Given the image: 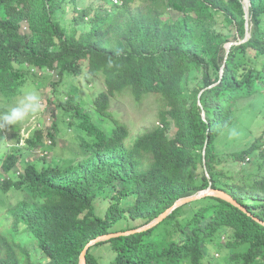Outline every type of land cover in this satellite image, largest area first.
I'll use <instances>...</instances> for the list:
<instances>
[{
    "label": "trees",
    "instance_id": "obj_1",
    "mask_svg": "<svg viewBox=\"0 0 264 264\" xmlns=\"http://www.w3.org/2000/svg\"><path fill=\"white\" fill-rule=\"evenodd\" d=\"M69 1L76 0H0V92L11 96L27 82L36 88L57 75L56 92L86 69L105 86L92 107L113 128L101 129L80 100L59 98L61 120L71 129L77 128L70 109L88 119L80 123L88 156L64 168L18 167L44 132L36 131L24 147L22 135L12 134L14 150L0 156L9 179L0 186L25 193L11 210L15 225L26 227L47 264H80L92 240L141 228L211 187L237 205L216 196L194 201L185 218L183 206L155 228L99 243L87 252V264H205L206 244L222 228L233 232L221 246L231 261L264 264V162L259 172L248 167L259 147L254 142L229 155V162L246 166L240 170L220 169L215 150L216 138L238 116L239 100L264 93V0H249L246 41L243 0H136L134 6L132 0H97V7L73 6L72 30L55 19ZM191 80L197 84L188 95ZM118 94L137 103L153 97L161 107V123L132 144L127 127L109 111ZM104 193L102 215L97 203ZM166 224L169 229L158 233ZM100 248V255L93 252ZM0 264L35 262L28 248L0 235Z\"/></svg>",
    "mask_w": 264,
    "mask_h": 264
},
{
    "label": "rangeland",
    "instance_id": "obj_2",
    "mask_svg": "<svg viewBox=\"0 0 264 264\" xmlns=\"http://www.w3.org/2000/svg\"><path fill=\"white\" fill-rule=\"evenodd\" d=\"M134 2H136V0H132L133 6ZM92 4L97 7L99 6V1H69L65 4V8L63 6L59 12L60 14L57 15L55 19L61 21L63 26L72 30L74 29L72 25L73 22L69 20L71 16H73V14L70 15V13L74 11L73 6L77 5L79 8H85L87 6H92ZM22 29L26 31L25 24L22 25ZM78 29L82 31V28ZM222 32H224V29ZM231 46L232 44H229L228 49H230ZM57 80L58 76L55 75L54 79L49 80V84L36 87L43 98V109L40 113L13 127L0 128V156L2 157H5L6 151L14 150L15 142L13 137V140L11 139L12 134L17 133L22 135L21 146L24 147L26 139L33 138L36 131H41V129H43L44 134L42 140L37 147L28 150L26 157L19 159L18 167L24 164H33L39 169L49 165L64 168L79 163L87 158L89 150L83 138H86L87 141H89V139L86 137V131L82 125L80 126V123L88 119L84 118L85 115H81V118H78V116H75L77 113L74 112L75 108L70 109L71 121L77 128L75 130L71 129L67 123L61 120L62 110L59 106V98H64L68 101L71 98L80 100V108H83V112L85 113L89 111L92 120L97 123L101 129L111 132L113 128L112 121L106 120L102 122V119L96 113V109L92 107V103H94L95 99L105 90V86L100 79L92 77L85 69L82 76L69 77L62 82L57 87V91L54 92L51 84L54 82L56 83ZM44 83H46V80ZM196 84V80H191L190 83L185 86V92L190 95ZM27 87H33V85L27 82L23 88ZM18 94L19 92L7 96L0 92V109L5 111L7 106L15 102ZM109 111L115 119L127 127L129 133L128 144H132L140 134L152 130L161 123V107H159L153 97H145L141 102L137 103L135 99L128 94H118L110 100ZM236 112L238 116L235 122L227 127L225 131L221 132L216 138L215 150L218 154L219 161L222 163L220 169L240 170L246 167L243 165L239 166V163L235 165L229 162V155L233 152L245 150L252 143L256 142L259 148L257 152H255L254 159L248 167L249 169H251V167L254 168L257 172L262 171L261 165L264 162V93L239 100ZM64 121L70 122L67 116H65ZM174 133L175 130H173L171 137ZM248 163L250 162L248 161ZM0 175L2 176L0 180L2 182L5 178L9 179V176L2 173L1 168ZM18 176L19 174L13 177L14 182L19 180ZM195 177L199 179L197 173H195ZM105 195L107 194H102L97 203L99 212L102 215L108 207ZM24 196L25 193L22 191L12 190L11 187H6V185L4 187L0 186V235L6 237L13 245L20 244L28 248L35 264H47L48 259L42 253L37 252L38 249L35 239L27 231L25 226L20 224L17 227L11 216V210H13L19 202L24 200ZM189 211H192V207L186 206L179 214L182 218H185ZM173 222L174 221H171L170 223ZM140 224L141 222L138 221L134 222L133 225L139 226ZM169 225L166 224L165 228L162 226L157 232H166L170 227ZM232 234L233 232L231 230L222 228L219 237H217L216 234L214 238L210 239V241L208 240L206 244V255H208V258L205 260V264H239L236 261L230 260V254H227L226 249L221 250V246L226 245ZM93 252L100 255L101 248L93 250ZM112 256H114V254H112ZM109 257H111V255Z\"/></svg>",
    "mask_w": 264,
    "mask_h": 264
},
{
    "label": "clouds",
    "instance_id": "obj_3",
    "mask_svg": "<svg viewBox=\"0 0 264 264\" xmlns=\"http://www.w3.org/2000/svg\"><path fill=\"white\" fill-rule=\"evenodd\" d=\"M243 2L245 6V18L247 27L246 38L244 40L246 41L249 37V31L251 28L250 1L245 0ZM231 44L233 45V43ZM42 109L43 98L37 88H35L34 86L22 88L19 90V94L17 95L15 102L7 106V109L5 111L0 112V128L13 127L17 124L23 123L28 119L34 117L36 114L40 113Z\"/></svg>",
    "mask_w": 264,
    "mask_h": 264
},
{
    "label": "water",
    "instance_id": "obj_4",
    "mask_svg": "<svg viewBox=\"0 0 264 264\" xmlns=\"http://www.w3.org/2000/svg\"><path fill=\"white\" fill-rule=\"evenodd\" d=\"M207 196H216V197L222 198V199H224V200H226L228 202H231V203L237 205L236 201L230 195L226 194L223 191L215 190V189L209 187L208 189H206V190H204V191H202V192H200L198 194H195V195H192L190 197H186V198H182V199L178 200L177 202H175V204L171 208L166 210L158 218H156L151 223H149V224H147V225H145V226H143L141 228L134 229V230L127 231V232H120V233H113V234L103 235V236H100V237L92 240L90 243H88V245L85 247L84 251L82 252L81 258H80V264H87V261H86L87 252L91 248H93L94 246L98 245L99 243L111 240L112 238H115V237L131 235V234L140 233V232H145V231H148V230H150L152 228H155L160 223H162L168 216H170L171 213H173V211H175L176 209H179V208H181V207H183L185 205H188V204H190V203H192L194 201L203 199V198H205Z\"/></svg>",
    "mask_w": 264,
    "mask_h": 264
}]
</instances>
